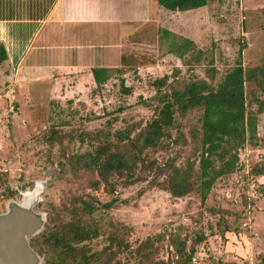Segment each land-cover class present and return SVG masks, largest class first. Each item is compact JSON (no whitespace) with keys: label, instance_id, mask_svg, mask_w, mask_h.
Wrapping results in <instances>:
<instances>
[{"label":"rangeland","instance_id":"rangeland-1","mask_svg":"<svg viewBox=\"0 0 264 264\" xmlns=\"http://www.w3.org/2000/svg\"><path fill=\"white\" fill-rule=\"evenodd\" d=\"M156 15L157 22L139 32L138 24L125 25L123 31L111 29L116 34L103 36L102 47L92 48L90 59L83 61L82 65L92 67L123 66L127 70L124 83L118 77L102 90L96 85L93 90L50 101L44 95L38 102L0 99V214L11 201V192L19 199L17 190H32L42 183L37 211L51 212L54 223L75 216H95L99 221L101 235L89 243L93 252L109 244L111 224L130 230L125 239L129 249L118 256L120 264H140L135 252L138 246L148 237L173 234L176 227H181L189 246L198 235H204L196 245V263L192 260V264H260L264 254V175L254 176L251 171L255 166L264 167V114L259 117L258 145L248 144L239 152V171L221 179L204 204L196 174L190 193L182 198L169 193L163 175L169 159H175L178 167L196 160L198 150L191 131L199 128L198 111L177 119L187 145L170 144L147 152V169L142 170L140 164L133 181L114 178V191L105 186L92 190L88 178H78L68 165L73 156L101 146L106 136L114 140L117 131L132 128L133 136L142 132L154 114L156 80L167 76L170 86L177 88L190 81H209L206 70L213 61L218 70L216 84L236 66L240 52L244 67L262 61L264 0H216L180 13L160 7ZM92 40L96 43L95 38H88ZM189 43L192 46L180 59L178 55ZM199 50L204 52L200 60ZM172 134L176 136L177 131ZM89 196L101 204L115 198L118 202L104 211ZM96 208L99 211L94 212ZM156 259H176L168 236Z\"/></svg>","mask_w":264,"mask_h":264},{"label":"trees","instance_id":"trees-1","mask_svg":"<svg viewBox=\"0 0 264 264\" xmlns=\"http://www.w3.org/2000/svg\"><path fill=\"white\" fill-rule=\"evenodd\" d=\"M214 1L157 0L161 7L172 13L203 8ZM189 46L192 44L189 43L178 55L180 59L185 57ZM203 54L199 50V60ZM6 59V49L0 45V65ZM209 64L211 66L206 70L209 81H190L177 88L170 86L167 76L156 80L154 86L158 91L153 98L154 114L144 130L133 136L132 128H125L114 133V140L106 136L104 143L94 151L73 156L68 160V165L74 170L75 176L87 177V184L94 191L101 186L113 190L114 178L133 181L140 164L142 170L147 169V152L170 144L179 146L189 143L177 119L198 111L199 128L191 131V139L198 150L196 160H188L184 167H178L174 163L175 159H169L163 175L167 177L169 193L175 198H182L190 193L196 174L199 197L204 204L221 179L239 171V152L248 144L258 145L259 117L264 114V56L259 65L244 67L240 52L236 66L216 84L218 70L213 66V61ZM125 69H93L97 88L102 90L118 77L124 83ZM174 130L177 131L176 136L172 134ZM251 173L263 176L264 167L255 166ZM10 194L13 200L15 193ZM90 200L92 203L99 202L95 197H90ZM117 202L116 198L105 204L99 202V208L109 211ZM97 211L98 208L94 210ZM174 231L173 234L148 237L142 242L135 251L141 260L140 264H192L197 252L196 245L204 239L203 233L189 246L188 238L182 236L181 227H176ZM129 233L126 226L111 224L109 244L102 251L93 252L89 243L101 235L100 224L95 216H75L66 222L54 223L50 212L44 230L33 239V244L35 248L43 249L46 264H120L118 256L129 249L125 241ZM167 236L176 256V259L168 262L156 259L159 246ZM260 264H264V254Z\"/></svg>","mask_w":264,"mask_h":264},{"label":"crops","instance_id":"crops-1","mask_svg":"<svg viewBox=\"0 0 264 264\" xmlns=\"http://www.w3.org/2000/svg\"><path fill=\"white\" fill-rule=\"evenodd\" d=\"M158 5L157 0H0V45L7 52L0 65V99L38 102L44 95L50 101L95 89L93 69L123 66L82 65L91 49L102 47L103 36L116 34L111 29L138 24L139 32L155 24Z\"/></svg>","mask_w":264,"mask_h":264},{"label":"water","instance_id":"water-1","mask_svg":"<svg viewBox=\"0 0 264 264\" xmlns=\"http://www.w3.org/2000/svg\"><path fill=\"white\" fill-rule=\"evenodd\" d=\"M43 190L44 185L37 183L19 199L9 201L0 214V264H42L30 238L40 234L48 220V213L35 210Z\"/></svg>","mask_w":264,"mask_h":264},{"label":"flooded vegetation","instance_id":"flooded-vegetation-1","mask_svg":"<svg viewBox=\"0 0 264 264\" xmlns=\"http://www.w3.org/2000/svg\"><path fill=\"white\" fill-rule=\"evenodd\" d=\"M22 192H25V191H20L19 190V195L21 196V193ZM18 199V198H17ZM16 199V200H17ZM13 200H15V199H13ZM39 204V203H38ZM38 204L35 206V210L37 211V208H38ZM41 212H43V211H41ZM46 213H48V220H49V212H46ZM37 236V235H36ZM36 236H33V237H31L30 238V246L32 247V249L43 259V263L42 264H46V261H45V255L43 254V252L41 251V249L39 250V249H37V248H35V246H34V244H33V239L36 237Z\"/></svg>","mask_w":264,"mask_h":264},{"label":"built area","instance_id":"built-area-1","mask_svg":"<svg viewBox=\"0 0 264 264\" xmlns=\"http://www.w3.org/2000/svg\"><path fill=\"white\" fill-rule=\"evenodd\" d=\"M193 262L196 263V259H193Z\"/></svg>","mask_w":264,"mask_h":264}]
</instances>
